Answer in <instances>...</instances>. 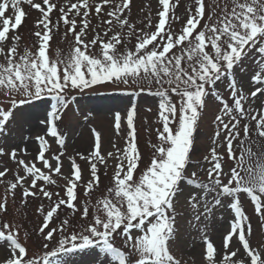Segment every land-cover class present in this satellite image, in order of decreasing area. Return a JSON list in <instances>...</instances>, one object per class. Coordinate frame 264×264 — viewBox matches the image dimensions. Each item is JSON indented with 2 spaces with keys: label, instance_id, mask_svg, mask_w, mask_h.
<instances>
[{
  "label": "snow or ice",
  "instance_id": "6c2138e0",
  "mask_svg": "<svg viewBox=\"0 0 264 264\" xmlns=\"http://www.w3.org/2000/svg\"><path fill=\"white\" fill-rule=\"evenodd\" d=\"M132 5L0 0V140L33 108L44 128L31 159L26 147L0 146V158L15 165L0 170V264H187L176 255L182 227L197 233L201 264H264V242L253 244L242 203L264 226V0H157L154 15L149 2L135 21ZM33 10L25 43L20 30ZM249 60L245 81L238 74L248 73ZM98 88L152 98L147 159L136 104L114 113L112 150L103 151L92 128V149L67 154L60 125ZM209 101L218 107L211 146L194 160ZM101 169L104 177L111 170L106 185ZM30 198L41 201L36 226L9 211L10 202L27 206ZM225 210L232 219L217 248L208 233Z\"/></svg>",
  "mask_w": 264,
  "mask_h": 264
},
{
  "label": "rangeland",
  "instance_id": "374dc122",
  "mask_svg": "<svg viewBox=\"0 0 264 264\" xmlns=\"http://www.w3.org/2000/svg\"><path fill=\"white\" fill-rule=\"evenodd\" d=\"M151 3L153 9V15L155 14L156 2L157 0H133L132 5V14L131 19L133 21L137 20L144 13L141 12V9L144 8L146 3ZM25 10L27 11V6H25ZM185 12L184 7H180L177 11V15H181ZM39 14L33 10L29 17L26 19L25 23L21 28V32L23 34V40L27 43L30 40V32L33 30V25L35 20ZM93 23H96L93 20ZM183 23L181 20L180 24ZM180 24H177L176 27L179 28ZM91 35L89 36V39ZM59 42V38H57V42H54L52 47L55 49ZM134 43V41H133ZM63 47V45H60ZM245 66L248 68V73H239L238 75L243 77L245 81L248 79V75L251 74L252 64L251 60L246 61ZM255 86H253L254 89ZM222 94H226L223 93ZM130 104H136L138 106V118L136 120V125L138 129L139 136V146L141 151L143 152L145 159L148 157V149H147V141L151 138L154 139L155 133L152 131L149 133L148 129H154L156 127L153 124V121L156 118V107L152 102V98L149 97H128L125 95H120L118 93H114L111 88H98L91 90L90 92H86L83 96L78 98V107L80 111L77 113L74 110H69L64 119L63 123L60 125V131L62 135L66 138V151L67 154L73 155L76 152H82L87 154L93 147L94 138L91 134V129L95 128L98 132L101 133L103 139V151L106 153L107 151L112 150L111 141L116 140L115 131L113 128V115L116 111H120L123 113ZM76 106H73V109ZM147 107L152 108V112L149 113L145 109ZM39 112L38 117L32 123V127H28L29 120L28 115L33 112ZM40 108H33L28 113H26L25 117L17 120L16 126L10 130V135L8 137L0 140V146L5 147V150H9L11 147H26L28 152L31 154L29 157H24L25 159H31L37 153L38 146L35 143L34 138L38 135H42L44 133L43 126L39 125L38 120L41 116ZM218 107L217 104L209 101L207 111L205 113L204 119L201 122L200 132H199V140L197 144L198 152L193 156L194 160H202L203 155L207 154L211 142L210 137L213 135L214 128L212 125V120L217 114ZM88 116V120L85 121L84 117ZM145 119H147V124L145 123ZM27 122V123H26ZM126 129H122V135L117 143L119 146H123L124 140L123 135ZM30 135L33 139L29 140L26 144L23 141L24 136ZM52 148L55 151L58 146L56 144H52ZM225 159H227L225 157ZM78 163L81 164V167L84 169V179L87 180L89 178L88 166L84 161H80L78 158ZM7 162V163H6ZM111 163V161H110ZM14 168L15 165L8 161V157L4 156L0 158V170H3V167ZM207 167V165H205ZM68 169V161H64V170ZM225 171H228V165H225ZM103 173V169H101V175ZM12 173L9 172L7 178H11ZM111 176V170H109L108 177H104L102 175L103 185H106L109 182V177ZM102 185V186H103ZM53 191L56 189L53 188ZM80 192H83V189H80ZM19 190L17 200L19 201ZM41 201L36 200L33 202L31 198L29 199V203L27 206L17 203L12 205L10 202L9 211L13 214H18L17 218H22L26 223H30L32 226H36L39 224L40 220L38 217V213L36 212L37 207ZM44 203L47 204V200H44ZM183 201H181V204ZM243 208L246 212V215L250 218V222L253 228V236L252 242L253 244L264 242V226L261 225L258 217L254 214V209L251 203L247 199H243ZM221 213H217L216 222L212 224L211 229H209V236L214 241L217 248L222 247V238L224 233L228 228V222L232 219V215L230 210H225L222 212L223 219L220 220ZM183 235V239L181 243L177 245L176 255L179 257H183L184 260H187V264H201L200 253L203 251L201 247L199 237L195 231H192L190 234L188 229L182 227L181 229ZM38 244V241H35ZM29 246L33 247V242H29Z\"/></svg>",
  "mask_w": 264,
  "mask_h": 264
},
{
  "label": "bare ground",
  "instance_id": "6f19581e",
  "mask_svg": "<svg viewBox=\"0 0 264 264\" xmlns=\"http://www.w3.org/2000/svg\"><path fill=\"white\" fill-rule=\"evenodd\" d=\"M38 115H39V112H33V113H30L29 115H28V120H29V123H28V125L30 124L31 125V127H32V123H34V121L36 120V118L38 117ZM27 123V122H26Z\"/></svg>",
  "mask_w": 264,
  "mask_h": 264
}]
</instances>
